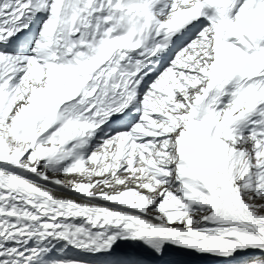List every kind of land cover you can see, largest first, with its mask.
I'll use <instances>...</instances> for the list:
<instances>
[{"label": "snow or ice", "instance_id": "1", "mask_svg": "<svg viewBox=\"0 0 264 264\" xmlns=\"http://www.w3.org/2000/svg\"><path fill=\"white\" fill-rule=\"evenodd\" d=\"M0 264H264V0H0Z\"/></svg>", "mask_w": 264, "mask_h": 264}, {"label": "bare ground", "instance_id": "2", "mask_svg": "<svg viewBox=\"0 0 264 264\" xmlns=\"http://www.w3.org/2000/svg\"><path fill=\"white\" fill-rule=\"evenodd\" d=\"M62 178H64L65 180H67V179H70L71 177H62ZM56 194L58 196H64L65 195V193H63V192H57Z\"/></svg>", "mask_w": 264, "mask_h": 264}, {"label": "rangeland", "instance_id": "3", "mask_svg": "<svg viewBox=\"0 0 264 264\" xmlns=\"http://www.w3.org/2000/svg\"><path fill=\"white\" fill-rule=\"evenodd\" d=\"M62 179H64V178H62Z\"/></svg>", "mask_w": 264, "mask_h": 264}]
</instances>
